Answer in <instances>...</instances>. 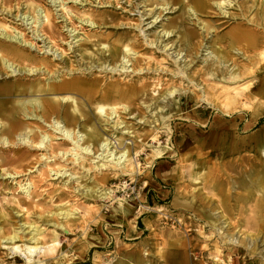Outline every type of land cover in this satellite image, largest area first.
<instances>
[{"label":"rangeland","instance_id":"rangeland-1","mask_svg":"<svg viewBox=\"0 0 264 264\" xmlns=\"http://www.w3.org/2000/svg\"><path fill=\"white\" fill-rule=\"evenodd\" d=\"M56 1L0 0V26L37 43L21 46L27 54L47 58L53 67L74 68L65 77L84 73L87 82L99 78L104 85L139 90L130 110L120 105L119 118L98 117L74 95L82 98L85 114L76 130L115 140L119 152L131 147L132 159L122 169L99 166L103 160L90 153L77 160L71 153L62 156L69 145L59 134L55 150L5 145L2 137L10 136L3 125L14 120L0 116V264H264V190L254 184L264 176V98L258 108L243 95L264 96V63L245 40L232 42L239 30L264 36V0H232L223 8L217 0L202 8L193 0H65L71 15ZM37 8L50 11L53 33L66 51L62 59L41 52L44 42L16 18L18 12L35 16ZM66 25L79 31L72 45ZM164 28L173 33L164 35ZM45 32L46 44L54 46ZM119 39L135 49L128 70L100 45ZM0 42L18 46L1 34ZM185 64L182 75L178 70ZM210 68L242 71L245 80L220 89L209 80ZM1 72L4 90L20 78ZM248 81L242 91L239 85ZM174 86L187 91L167 96ZM16 118L37 135L34 123L42 121ZM15 233L17 244H30L35 236L44 248L14 253L4 237Z\"/></svg>","mask_w":264,"mask_h":264},{"label":"bare ground","instance_id":"bare-ground-1","mask_svg":"<svg viewBox=\"0 0 264 264\" xmlns=\"http://www.w3.org/2000/svg\"><path fill=\"white\" fill-rule=\"evenodd\" d=\"M56 2L58 3V6L61 7V9H59L60 11L67 12L71 15V12L67 10L65 0H58ZM193 3L196 7L202 8L205 5H208V0H193ZM216 3L223 8L224 6L231 4L232 0H217ZM163 7L167 9L168 5L164 4ZM189 8L196 14L192 5H190ZM34 13H36L37 15L30 17V14H28V12L24 14V16H22V13L18 12L16 14V18L22 20L25 25H30L29 28L33 29L32 32L35 36V39L44 42L41 52L53 54L54 57H61L62 59L66 51L56 40V37L53 33L55 22L51 17L49 9L37 8L34 10ZM59 15L62 16V14ZM158 17L159 16L156 17V20ZM70 18L71 17H69L68 19ZM79 19L82 23L85 22L92 26L97 25L98 23L95 22V20L89 18L79 17ZM65 27L67 28L68 26L66 25ZM8 28H10L9 25L5 23L2 24L0 26V34L5 39V41L9 40L12 42H16L18 46L8 44L6 45L0 42V72L2 71L1 73H5L6 75L11 74L16 77L20 76V78L16 79L17 83L14 84V86L9 85L8 89L4 90L3 86H0V116H4L6 119L8 118L14 120V122H9V125H3L6 127L5 132H7L10 137L3 136L1 143L5 145H10L12 143L21 145L24 144L34 148L45 150L52 148L55 150V147H57L58 145H55L54 140L60 139L59 137L61 136V139L65 141V144L69 145V149H63V151L59 152V154H62V156L71 153L72 155L77 156L75 158L77 160L81 157L84 158L81 153H90L93 157L100 158L97 162L103 160V162L98 163L99 166H106L110 164V166L113 165V167L126 169V167L128 166V162H130V160L132 159L130 156L131 147L126 146L119 152L118 150L113 149L115 140L112 141L109 139H100L98 138L99 135H97L95 132L93 133L92 131V133H90L84 130H76L79 118L85 114L81 110L80 105L83 104L80 103V97H74V95L81 96L83 99H85L89 106H92V108L96 109L97 112L94 113H98V117L101 118L103 116H106L110 118L114 116V118H119L120 105H122L123 110H130L129 102L136 97L139 90H133L131 87H121V83H108L107 85H104L100 82L99 78H94L95 82H87V77H85L84 73L81 76L82 78L74 77L75 75L65 77L67 76L66 72L67 74L73 73L74 68L59 67L57 65L53 67L52 61L50 62V60H48L47 58L38 59L36 56L27 54L26 51L21 48V46H28L30 48H33L37 45V43L27 39L25 36H22V33L16 35L9 33ZM203 28L205 29L204 26ZM66 30L68 31L69 36L72 37V40L69 42V44L72 45L73 40L77 38V34L79 31L77 30L76 26H72L71 29L67 28ZM163 30L164 35L169 36L173 33V30L169 28H164ZM45 31H50L51 40L49 41L53 43L54 46L46 44V39L48 38V36H45L47 34ZM193 33L188 34V39L193 38ZM234 34L235 36H233L232 38V42L234 44L235 42H240V40L241 42H244L242 40H245L247 45L252 47L255 52L258 51V62L264 63V36L260 35L256 31L250 33L244 30L236 31V33ZM78 41L79 40L75 41L74 43ZM107 43L108 42H102L100 43V45H103V47L110 52V60L116 61L120 58V61H123L121 70H128L130 66H128V63L131 60L130 58H128V56L131 54V51L135 52L131 41L124 42L119 39L114 43ZM166 47L167 46H165V48ZM234 49L240 53L243 51L239 46L234 47ZM217 52L218 51L216 50H211L210 54H213L214 56L219 58V55H216ZM179 54L180 51L177 53V56ZM12 55L14 57H11ZM15 60H17L19 63H16ZM21 64H23L24 66H21ZM186 66L187 65L185 64L184 68L180 67L178 70L182 73V75L186 73ZM3 68H5L6 70H3ZM102 68L107 70L108 66H102ZM117 68L118 66H116V68L112 67L110 68V70L115 71L117 70ZM134 69L135 68L133 67L132 70L135 71L136 69ZM259 69L261 70L262 68ZM39 74L47 75L48 77L45 78L46 81L38 78L35 80L32 79L34 78V75ZM243 74L244 73H242V71L239 72L234 70L226 74H222L216 68H210L207 71L209 80H212L214 82L215 87L226 90L232 88L230 86H232L233 84H237L245 80ZM21 77L25 78L26 81H20L19 79H21ZM83 77H85L86 79H83ZM251 84L252 83L248 81L240 84L239 86L242 87L243 91V89L245 90L246 88H249ZM176 91L183 93L187 90L177 89L174 86L171 90L168 89L166 91L167 96L173 95ZM14 95L18 96L19 99H11ZM243 95H245V97L250 100L249 102H251V99L255 101L258 108L262 106L263 103L261 100L264 98V96L255 94L254 92H251V94L249 95ZM238 96L240 97V95ZM82 98H80L81 101ZM225 98H227L228 100L233 99L230 96H226ZM182 99L183 98H180V100ZM8 102H12V105L10 104L11 107H8L7 110H3V108L7 106L6 104ZM20 115L29 118L33 117L36 120L42 121V124L37 125L36 123H34L35 129H37V135L34 136L35 132H33L32 129L27 128L23 124L17 123L16 117ZM1 124H5V121H1ZM120 125L121 122H116L114 127H116L117 129ZM56 134H59V137L56 136ZM99 149L102 152L97 153ZM156 152L159 158L162 152L159 151V149H157ZM254 184L258 189L264 190V176H261L260 180L255 182ZM36 232L38 233L39 229H37ZM4 238H6L8 242V244H6V247H9L14 253H23V247H25V250L29 254H35L36 252L41 251L42 248H44L43 245H40V240L35 236H33L28 241L30 244L26 243L23 245L17 244V239H20V237L16 233L13 235L5 236ZM54 241H56V239ZM55 245L56 243L51 244L50 249L55 247ZM26 258L28 259L29 257L27 256Z\"/></svg>","mask_w":264,"mask_h":264}]
</instances>
